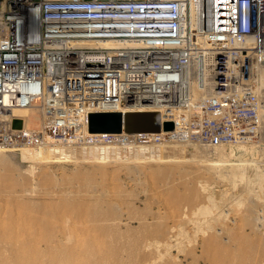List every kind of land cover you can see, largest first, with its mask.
<instances>
[{
	"label": "built area",
	"instance_id": "1",
	"mask_svg": "<svg viewBox=\"0 0 264 264\" xmlns=\"http://www.w3.org/2000/svg\"><path fill=\"white\" fill-rule=\"evenodd\" d=\"M0 1V149L63 140L105 152L173 143L214 148L248 142L258 131L264 0ZM147 59L161 65L157 74L175 87L174 97L128 89L132 76L148 75ZM140 63L144 70L135 69ZM82 79L99 86L82 87ZM15 82L28 93L13 91ZM33 107L44 121L36 128L15 112ZM94 112H155L160 126L172 121L173 128L89 133Z\"/></svg>",
	"mask_w": 264,
	"mask_h": 264
},
{
	"label": "rangeland",
	"instance_id": "2",
	"mask_svg": "<svg viewBox=\"0 0 264 264\" xmlns=\"http://www.w3.org/2000/svg\"><path fill=\"white\" fill-rule=\"evenodd\" d=\"M251 140L0 150V264H264V114Z\"/></svg>",
	"mask_w": 264,
	"mask_h": 264
},
{
	"label": "bare ground",
	"instance_id": "3",
	"mask_svg": "<svg viewBox=\"0 0 264 264\" xmlns=\"http://www.w3.org/2000/svg\"><path fill=\"white\" fill-rule=\"evenodd\" d=\"M127 64H128V62H127ZM154 64H156V63L153 62V61H151V59L145 60V62L143 63V65H144V67H147L148 68L147 69L148 75H147V73H144V75H141V76H132L131 79H130V81H129V83H128L129 84V88L128 89L135 88V89L140 90V91H143V89H147V91H151L153 94L162 93V95L169 94V95H172V97H174V94H172V92H170V89H172V91H175V87H171V85H169V86L166 85V83L168 82V78H163V81L164 82L162 81L161 77H165V76H162V75H158L157 74V71H158L157 69L159 67H161V65L160 66H154ZM143 65H142V63H140V66L138 68H135V69L144 70L143 69ZM166 67L167 66H165V68ZM152 73H154V75L158 76L159 78L156 80V78L152 76ZM97 81L98 80H96V79L95 80H85V79H82L80 86H82V87H84V86H91V89L92 88L93 89H97L98 86H99V82H97ZM12 85L13 86L11 88L13 89V91L18 90V92L19 93H22L23 96L26 93H28V89L29 88H27L25 84H18L17 82H15ZM128 89L126 87H123V90L125 91V93H127V91H129ZM129 96L130 97H133L134 95L131 93V94H129ZM15 112H16V114H18L20 116H23L24 119H25V121L28 119V121H26L27 122L26 125L28 127H30V128H36L39 124H42L44 122L42 120L43 117L38 113V109H36L34 107L33 108H29V109H19V110H15ZM259 114H260V116H259V122H258V131L261 129V125L263 123L264 106L261 109V111L259 112ZM162 125H163V123L160 126V131L162 130V128H161ZM87 131H88V117H87ZM60 132L62 133L61 129H60ZM237 141H241L243 143H249V142H251L253 140H249L248 142H246L244 140H237ZM61 142L64 143L63 146H65L66 148H70V147H73V146L74 147L79 146L80 148H83L84 150L90 151L91 154L92 153L94 154V157L93 156L92 157L93 158H96V159H103V158L107 157V152L108 151L105 152L106 151V147L105 146H102V147L94 146V145H89V146L87 145L86 146V144L72 143V142H68V141H65V140H63ZM230 144H227V145H230ZM60 145H62V144H60ZM80 145H85V146H80ZM154 145L155 146L162 147L164 144H154ZM244 145L242 144L240 146L241 147H245ZM150 146H152V145L137 146L135 148V152L134 153L135 154H139V153H141L142 150L151 148ZM221 146H225V145H221ZM66 148H64L62 146L61 147H58V145L57 146L56 145L51 146V144H45V145H43V146H41V147H39L37 149H30V148H27V147L22 146V148H20V150H11V149H0V150L7 151V152H11V153H13V152L20 153L21 152L23 158H29V159L30 158H33V157H35L36 159L37 158L39 159V158H43L44 156L47 157V158H51V159H53V158L54 159H56V158L58 159L59 155L64 156L66 158H70V156L66 153V152H68V151H66L67 150ZM29 150L33 151L34 153H31V151H29ZM101 151H102V153L105 152V154L104 155H99ZM96 152H98V153H96ZM45 157H44V159H45ZM158 157L160 158V156H158ZM165 161L162 160L160 162H165ZM221 162H222V160H221ZM263 175H264V172H263Z\"/></svg>",
	"mask_w": 264,
	"mask_h": 264
},
{
	"label": "water",
	"instance_id": "4",
	"mask_svg": "<svg viewBox=\"0 0 264 264\" xmlns=\"http://www.w3.org/2000/svg\"><path fill=\"white\" fill-rule=\"evenodd\" d=\"M20 120L13 121L14 127H19ZM162 130L173 128L171 121L164 122ZM133 133V132H158L160 125L156 120L155 112L126 113L119 112H94L88 114V132L90 133Z\"/></svg>",
	"mask_w": 264,
	"mask_h": 264
}]
</instances>
